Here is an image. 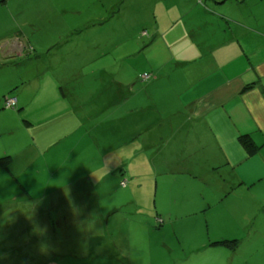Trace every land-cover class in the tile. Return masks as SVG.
Returning a JSON list of instances; mask_svg holds the SVG:
<instances>
[{
	"label": "rangeland",
	"instance_id": "374dc122",
	"mask_svg": "<svg viewBox=\"0 0 264 264\" xmlns=\"http://www.w3.org/2000/svg\"><path fill=\"white\" fill-rule=\"evenodd\" d=\"M181 1L0 0V157H13L18 180L9 174L7 185L0 175V240L23 253L20 261L50 254L61 264H227L202 244L242 237L264 253V180L233 181L220 195L214 185L154 171L153 137L136 136L148 115L158 121L167 68L186 48L178 36L153 41L152 33ZM175 27L179 33L181 23ZM17 91L26 106L5 107ZM74 113L69 132L64 123ZM121 137L125 143L113 145ZM252 164V178L264 175V154ZM115 165V177L105 175ZM36 215L50 219L46 243L18 223L28 219L37 231ZM240 253L234 264L259 263L244 262V246Z\"/></svg>",
	"mask_w": 264,
	"mask_h": 264
},
{
	"label": "crops",
	"instance_id": "0c3cea01",
	"mask_svg": "<svg viewBox=\"0 0 264 264\" xmlns=\"http://www.w3.org/2000/svg\"><path fill=\"white\" fill-rule=\"evenodd\" d=\"M167 7L168 5L165 9ZM168 15L170 17H164L166 23L162 27L158 24V19L154 22L153 41L178 36L186 48L181 60L174 63L170 61L171 66L167 68L168 80L163 96H168L161 98L163 100L157 108L161 111L154 110L159 116L158 121L155 120L152 124V115H148L140 123L136 134L144 133L147 137H153L149 142L153 151L150 158L152 169L183 174L189 182L200 180V183L214 185L220 195L233 189V181L238 183L240 180L238 185L246 187L260 183L264 180V175L252 178V161L264 154V0H182L179 9ZM178 23H181L179 33L175 27ZM111 83L116 84L117 88L121 87L113 79ZM41 92V88L34 92L39 101ZM155 93L158 94L156 91ZM159 94H162L161 90ZM17 95V105L25 107L19 91ZM119 96L118 91L117 97ZM114 101L113 97L111 103ZM72 109L67 106L63 113L67 114ZM143 109L147 110L139 107V111ZM73 119V122L66 119L64 123H71L69 132L76 128L75 113ZM154 126L157 128H153ZM241 135H247L258 146L256 154H246L238 140ZM118 143H125V137H121L113 145ZM146 145L147 142L144 146ZM102 153L104 158H108L106 150ZM9 156L12 158L10 167L13 157ZM118 164L119 162L116 165ZM116 165L109 170L106 166L105 175L115 177ZM242 168L243 174L250 176L249 181L239 172ZM9 174L16 179L10 169L0 167V175L7 180V185L11 183ZM212 179H216L213 184L210 183ZM73 190L75 191L74 188ZM260 210L264 211V203ZM36 216V221H41L37 231H30L28 219H18V223L25 225V233H37L40 244L46 243L43 236L50 219L47 220L44 215ZM4 222L10 228V217L5 218ZM63 222V218L58 222L61 228L67 225ZM262 238L264 239V233ZM240 239L234 250L221 245H209L207 249L206 243L202 246L204 251L209 250L214 255L219 253V256H214L215 260L227 264L236 262L237 254H241V247L244 246L247 254H251L247 259L244 258V262L251 260L264 264V253L260 251V247L248 242L244 245L243 237ZM6 241L7 239L0 240V248L5 250L0 264L62 262L61 256L50 261V254L47 260L35 263L28 262L27 259L20 261L19 256L23 253L10 252L6 248ZM22 246L20 244L17 248H23Z\"/></svg>",
	"mask_w": 264,
	"mask_h": 264
},
{
	"label": "trees",
	"instance_id": "16d2710c",
	"mask_svg": "<svg viewBox=\"0 0 264 264\" xmlns=\"http://www.w3.org/2000/svg\"><path fill=\"white\" fill-rule=\"evenodd\" d=\"M8 98L9 97L5 98L4 103L6 102ZM238 140L248 156H252L257 153L258 146L252 141L250 137H248L247 135H241L238 138ZM11 160L12 158L9 155L1 156L0 157V167L4 168L5 170H9V164L11 163ZM15 180L18 182L17 179ZM212 244L225 246L231 250H234L238 244V239L218 240V241H214ZM109 263L111 264L110 261Z\"/></svg>",
	"mask_w": 264,
	"mask_h": 264
},
{
	"label": "built area",
	"instance_id": "2783aa9c",
	"mask_svg": "<svg viewBox=\"0 0 264 264\" xmlns=\"http://www.w3.org/2000/svg\"><path fill=\"white\" fill-rule=\"evenodd\" d=\"M143 76H145V78L149 77V75H147V74H144ZM15 104H16V99H14V98H8L5 102V106L7 108H13L15 106Z\"/></svg>",
	"mask_w": 264,
	"mask_h": 264
},
{
	"label": "clouds",
	"instance_id": "9594fccd",
	"mask_svg": "<svg viewBox=\"0 0 264 264\" xmlns=\"http://www.w3.org/2000/svg\"><path fill=\"white\" fill-rule=\"evenodd\" d=\"M144 74H145V73H144ZM144 74H143V75H144ZM147 75H148V74H147ZM149 77H150V75H149ZM9 98H14V99H16L15 97H9ZM16 102H17V100H16ZM15 105H16V104H15ZM13 108H14V107H13ZM124 183H125L124 181H121V185H124Z\"/></svg>",
	"mask_w": 264,
	"mask_h": 264
}]
</instances>
